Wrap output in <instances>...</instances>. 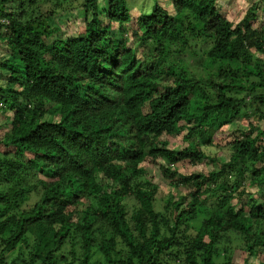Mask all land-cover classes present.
<instances>
[{
  "label": "trees",
  "instance_id": "1",
  "mask_svg": "<svg viewBox=\"0 0 264 264\" xmlns=\"http://www.w3.org/2000/svg\"><path fill=\"white\" fill-rule=\"evenodd\" d=\"M131 4L0 0V264H264V0Z\"/></svg>",
  "mask_w": 264,
  "mask_h": 264
},
{
  "label": "rangeland",
  "instance_id": "2",
  "mask_svg": "<svg viewBox=\"0 0 264 264\" xmlns=\"http://www.w3.org/2000/svg\"><path fill=\"white\" fill-rule=\"evenodd\" d=\"M98 4H99V10L100 12H103L106 9V3L107 0H97ZM148 0H129L131 4V6L133 7V9L135 10L138 8H143L144 4L147 2ZM161 1V0H160ZM254 0H219V4L218 7L220 8V10L223 13H227V16H229L232 19H235V21H238L241 16L243 15L245 8L249 5L250 2H253ZM128 2V0H127ZM55 21L60 25V33L64 36H68V35H75L76 34V26L81 24V15L77 14V11H66L63 12L62 14H60L59 18L55 17ZM5 49H2L0 47V56L5 54ZM262 59H264V56L262 57ZM1 80V77H0ZM8 115H2L0 113V130L1 127H7V123L9 122V119L7 117ZM237 129H245V124L240 123H231L226 127V130L229 132L236 131ZM185 132V131H184ZM182 135L183 132L181 134H179L178 136H176L175 138H173L170 141V145H173L175 147L181 148L183 146L186 145V142L183 141L182 139ZM227 139H231L232 135L231 134H227ZM195 140H198V138L194 137ZM213 150V148H212ZM224 153L219 152V157H224ZM188 167L191 168V166L188 164V166L186 168L183 169H187ZM217 167V164H213L207 160L202 161L198 166L192 167V169L196 168L198 169H212ZM145 169H146V175L145 177L150 179L154 184H156L159 188V193L157 196L158 199V204L160 205V203H162V200L167 198V195L169 193H173L174 195H176L177 193L182 192L180 189L175 190L174 188H172L171 186H169V179L165 176H163L161 174V172L159 171L158 167L153 164V163H146L145 164ZM253 188V187H252ZM128 201H133L132 199L128 198ZM160 209H161V205H160ZM262 255L261 258L264 257V249H262ZM98 256V255H97ZM96 256V257H97ZM93 258L92 260L96 259ZM233 259L237 262H241V258L244 257L243 254H240V251L237 249L234 251L233 255H232ZM250 261H253V257H250Z\"/></svg>",
  "mask_w": 264,
  "mask_h": 264
}]
</instances>
